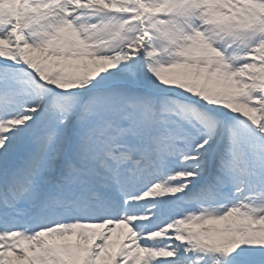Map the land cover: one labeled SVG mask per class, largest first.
Segmentation results:
<instances>
[{
	"label": "snow or ice",
	"instance_id": "1",
	"mask_svg": "<svg viewBox=\"0 0 264 264\" xmlns=\"http://www.w3.org/2000/svg\"><path fill=\"white\" fill-rule=\"evenodd\" d=\"M0 264H264V0H0Z\"/></svg>",
	"mask_w": 264,
	"mask_h": 264
}]
</instances>
